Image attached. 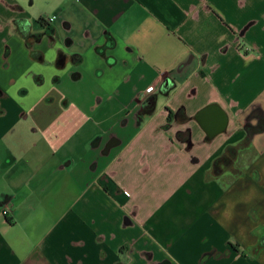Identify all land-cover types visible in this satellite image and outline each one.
I'll return each instance as SVG.
<instances>
[{
  "label": "crops",
  "instance_id": "crops-1",
  "mask_svg": "<svg viewBox=\"0 0 264 264\" xmlns=\"http://www.w3.org/2000/svg\"><path fill=\"white\" fill-rule=\"evenodd\" d=\"M43 22L45 64L0 30V264H264V0H64ZM209 105L228 117L209 144L159 129ZM21 112L35 129L10 130Z\"/></svg>",
  "mask_w": 264,
  "mask_h": 264
},
{
  "label": "flooded vegetation",
  "instance_id": "flooded-vegetation-1",
  "mask_svg": "<svg viewBox=\"0 0 264 264\" xmlns=\"http://www.w3.org/2000/svg\"><path fill=\"white\" fill-rule=\"evenodd\" d=\"M15 1V0H14ZM0 3L5 5L7 8H9L12 12L15 13H21L24 11L20 6H18L16 3L13 6H8L6 3H4L2 0H0ZM41 18L35 20L34 22H31L30 20L26 18H12V19H5L4 17L1 16L0 14V30L4 28L5 25L9 26L10 33L12 36L16 37L17 39H21L25 45V47L29 51V57L34 63H39V64H45V58L42 53H40L38 50L35 48L39 45H41L43 42H45L46 46L52 47L55 45L56 42V36H55V30L50 24H45L43 21H39ZM35 26H39L40 29H36ZM4 51V50H3ZM56 59L54 62V67L55 68H61L63 69V64L64 61H69L70 56H66L65 53H63L61 50H58L56 52ZM3 57H7V48H5V51L3 53ZM30 76L34 77L33 74L29 73ZM35 82L39 85L41 84L38 76L34 77ZM169 85V83H167ZM166 84V85H167ZM164 86L161 88V92L165 94V89L169 86ZM4 98V94L0 90V115L4 114L3 110L1 109V102ZM154 100L155 98L152 96L146 103H144L141 106L142 113L143 112H149L151 108L154 105ZM165 111H168L167 109ZM177 116H174L172 112L168 111V115L166 118V121L164 124H162L159 129L160 130H165L171 128L172 125L175 123H182L186 124L188 121V117L185 116L183 113L181 114H176ZM175 117V118H174ZM254 115L251 114L248 119V126L246 127V132L248 134L254 133L256 130H258L262 126V120H258L257 123L253 125H249L251 120L253 119ZM185 130H190L189 128H186ZM178 139L183 141V144L185 145L186 149H189L192 146V143L189 141V136H188V131L181 132L177 134ZM235 153V150L230 151V155L228 158H231L233 154ZM222 166H228L229 161H223L221 162ZM218 167V166H217Z\"/></svg>",
  "mask_w": 264,
  "mask_h": 264
},
{
  "label": "water",
  "instance_id": "water-1",
  "mask_svg": "<svg viewBox=\"0 0 264 264\" xmlns=\"http://www.w3.org/2000/svg\"><path fill=\"white\" fill-rule=\"evenodd\" d=\"M168 79L169 78L165 79V83H168ZM174 88H175V85L173 86V88L167 89L165 94H163L161 92V88H159L156 94L153 95V97L155 98L153 108L149 112H146V113L145 112L142 113L141 108L138 111L136 125L140 126L144 122L145 118L150 117L155 112L157 99L159 96L166 98ZM192 120L195 121L199 125L200 130L205 135L203 143L209 144L217 135H220V134L225 135V133H227L228 117L226 113L216 105H209L201 109L199 112L196 113L194 118H189L187 122L192 121ZM186 131H188L189 141H191V130H186ZM228 135H230V133H228ZM7 203L8 202H4V204H7Z\"/></svg>",
  "mask_w": 264,
  "mask_h": 264
},
{
  "label": "rangeland",
  "instance_id": "rangeland-1",
  "mask_svg": "<svg viewBox=\"0 0 264 264\" xmlns=\"http://www.w3.org/2000/svg\"><path fill=\"white\" fill-rule=\"evenodd\" d=\"M16 4L18 6H20L22 9H24L25 13H26V17L31 20H37L39 18L42 19H47L48 17H52L54 15H56V12L58 11V5L64 3V0H15ZM70 89V87L68 86V84L62 83L60 84V90L61 91H66ZM87 88H83L81 91L86 90ZM78 91V89H77ZM76 102L80 105V106H84L82 97L78 100H76ZM90 106L93 105V103L91 102L90 104H88ZM113 109V105L109 104L107 106L106 112L110 113L112 112ZM21 114H18L17 116V120L18 123H14L11 125L10 130H29L32 128H36L35 124L32 122L31 119L27 118L26 120H22L21 118ZM16 120V121H17ZM97 123V119L93 118L90 123L87 126H91L94 123ZM89 127H87L88 129Z\"/></svg>",
  "mask_w": 264,
  "mask_h": 264
},
{
  "label": "trees",
  "instance_id": "trees-1",
  "mask_svg": "<svg viewBox=\"0 0 264 264\" xmlns=\"http://www.w3.org/2000/svg\"><path fill=\"white\" fill-rule=\"evenodd\" d=\"M39 21H43V19H40ZM182 110V109H181ZM183 111V110H182ZM183 113V112H182ZM231 150V148H228V151H230ZM230 153V152H229ZM224 159V156H221V157H219L218 159H216L215 161H214V166L216 167V164L217 163H219L220 161H222ZM213 166V167H214Z\"/></svg>",
  "mask_w": 264,
  "mask_h": 264
},
{
  "label": "built area",
  "instance_id": "built-area-1",
  "mask_svg": "<svg viewBox=\"0 0 264 264\" xmlns=\"http://www.w3.org/2000/svg\"><path fill=\"white\" fill-rule=\"evenodd\" d=\"M52 21H53V19L48 20V22H52ZM7 213H8V209L5 208V209L2 211V214H3V216H6Z\"/></svg>",
  "mask_w": 264,
  "mask_h": 264
}]
</instances>
